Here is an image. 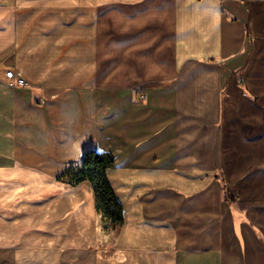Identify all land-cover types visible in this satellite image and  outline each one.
Returning a JSON list of instances; mask_svg holds the SVG:
<instances>
[{
  "label": "crops",
  "instance_id": "crops-1",
  "mask_svg": "<svg viewBox=\"0 0 264 264\" xmlns=\"http://www.w3.org/2000/svg\"><path fill=\"white\" fill-rule=\"evenodd\" d=\"M111 1L0 0V79L26 83L0 86V264H264L255 1ZM90 150L114 157L111 244L90 183L56 180Z\"/></svg>",
  "mask_w": 264,
  "mask_h": 264
},
{
  "label": "trees",
  "instance_id": "trees-1",
  "mask_svg": "<svg viewBox=\"0 0 264 264\" xmlns=\"http://www.w3.org/2000/svg\"><path fill=\"white\" fill-rule=\"evenodd\" d=\"M113 168L114 157L110 153L90 150L84 153L79 164H70L57 176L56 180L72 187L83 182L90 183L95 198L96 212L101 221L106 223L105 228L117 233L124 218L122 206L107 179V171Z\"/></svg>",
  "mask_w": 264,
  "mask_h": 264
},
{
  "label": "rangeland",
  "instance_id": "rangeland-1",
  "mask_svg": "<svg viewBox=\"0 0 264 264\" xmlns=\"http://www.w3.org/2000/svg\"><path fill=\"white\" fill-rule=\"evenodd\" d=\"M255 2H246L244 5H245V9H246V19L247 21L249 20H254L256 21V24H257V27L254 28V29H251V33L253 34V36H256L257 40L255 39V43L257 42L256 44V49H259L258 51L262 52V53H259V54H262L264 55V0H254ZM260 3H259V2ZM132 5L136 4V2L134 3H131ZM234 4H238V1L235 0L234 1ZM106 8H112V10L116 11L117 9L121 10L122 9V4H121V1L120 0H112L110 2V4L106 7L102 6L101 7V11L104 12V10ZM118 10V12H112V16L109 18V16H107L104 20V24L106 26H104V29H107L108 31L110 30L109 29V22H112V28H111V31L110 32H106L104 33L102 36H105L108 35V38L113 41V42H116L120 40L121 38V29H120V25L122 23V15L120 14V11ZM132 10V9H131ZM106 11V10H105ZM109 11V10H107ZM242 12H244V14L242 15V17L245 15V10H243ZM252 13H256V15L254 16ZM226 18H232L230 15H228L227 13H224ZM244 18V17H243ZM103 29V30H104ZM259 38H258V37ZM109 39L107 41H109ZM251 44V47L255 46L254 44ZM250 46V44H248ZM254 48V47H253ZM258 63H261L260 61H257ZM115 94V92H114ZM98 97L99 99L103 98V96H101V93L98 94ZM221 193H222V198H223V201L225 202V204L227 206L230 205L233 206V203H234V197H233V194L232 192L230 191H226V189L223 187V185H221ZM223 189H225V191H223ZM106 223H103L101 221V224H100V228L103 230V229H106ZM115 233L113 232L112 233V238H110V244L113 242V238ZM111 236V235H110ZM111 248L112 247H104L105 250L107 251H111ZM109 253V252H108ZM110 254L114 255L115 257H117V252L116 251H113V252H110Z\"/></svg>",
  "mask_w": 264,
  "mask_h": 264
},
{
  "label": "built area",
  "instance_id": "built-area-1",
  "mask_svg": "<svg viewBox=\"0 0 264 264\" xmlns=\"http://www.w3.org/2000/svg\"><path fill=\"white\" fill-rule=\"evenodd\" d=\"M2 85L11 88H16L19 86H25L26 83L22 79L17 78L13 70H8L5 72L4 79H0V86Z\"/></svg>",
  "mask_w": 264,
  "mask_h": 264
}]
</instances>
